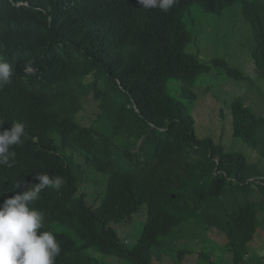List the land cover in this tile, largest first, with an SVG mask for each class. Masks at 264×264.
I'll return each instance as SVG.
<instances>
[{"label":"trees","instance_id":"trees-1","mask_svg":"<svg viewBox=\"0 0 264 264\" xmlns=\"http://www.w3.org/2000/svg\"><path fill=\"white\" fill-rule=\"evenodd\" d=\"M237 3L264 79V0H176L167 12L138 0H0V58L14 71L0 90V120L8 130L23 122L28 134L15 146L14 166H0V203L38 183L37 174L63 177L59 191L45 189L32 205L61 244L56 264H154L167 238L181 240L174 234L187 219L224 234L232 264H264L251 249L263 227L264 171L198 138L191 108L196 80L212 66L248 78L224 59L207 64L189 54L185 16L193 6L220 15ZM171 79L181 82V100L168 91ZM91 98L108 135L77 119ZM232 114L234 136L264 157V118L241 100ZM89 168L106 177L103 191L88 190ZM17 182L25 185L15 189ZM144 206V227L128 246L113 224ZM190 243L180 260L196 255ZM198 257L223 264L203 251Z\"/></svg>","mask_w":264,"mask_h":264},{"label":"rangeland","instance_id":"rangeland-1","mask_svg":"<svg viewBox=\"0 0 264 264\" xmlns=\"http://www.w3.org/2000/svg\"><path fill=\"white\" fill-rule=\"evenodd\" d=\"M185 26L193 41L187 46L189 54L197 56L202 62L211 64L214 59H224L227 66L242 73L247 80L228 75L221 67L212 66L211 70L201 74L195 83L193 91L196 100L191 104L195 121V132L198 138H211L227 152L244 154L250 162H255L264 171V157L259 151L249 148L240 137L234 136L232 103L241 100L248 105L257 116L264 118V79L259 75L253 59L255 39L250 24L243 16L239 3L229 7L222 14L216 15L193 6L184 19ZM168 91L174 98L181 100V82L171 79ZM96 103L89 99L83 112L77 118L83 124L90 125L95 131L108 135L109 122L97 117ZM88 183L92 193L103 191L106 187V177L92 168L87 169ZM93 203L94 206L98 205ZM147 206H144L132 221L113 224L119 237L128 246H133L144 227ZM261 227L252 242V255L260 256L264 250V212L261 214ZM175 232V238L183 241L166 239L165 246L155 259L154 264H205L207 260L200 259L198 253L203 251L213 262L232 264V259L226 252L227 239L224 234L209 229L193 219H187ZM169 239V240H168ZM193 243L192 249L196 255L179 259V250L184 241ZM262 257V256H261ZM107 264H130L116 258H106Z\"/></svg>","mask_w":264,"mask_h":264},{"label":"clouds","instance_id":"clouds-1","mask_svg":"<svg viewBox=\"0 0 264 264\" xmlns=\"http://www.w3.org/2000/svg\"><path fill=\"white\" fill-rule=\"evenodd\" d=\"M138 2L145 9L158 8L161 12H167L176 0ZM32 72L30 65H24L26 75ZM13 74L12 65L0 58V90L12 82ZM4 123L0 120V166L12 168L17 155L15 146L23 145L28 134L23 122L13 121L10 130L3 129ZM35 179L38 183L28 185L27 190L16 192L0 203V264H56V258L61 254V244L56 234L43 230L44 214L32 205L45 189L59 191L65 181L63 177H53L47 173L37 174ZM24 185L17 182L14 187L20 189ZM3 194L0 193V196ZM259 255L264 257V250H260Z\"/></svg>","mask_w":264,"mask_h":264},{"label":"bare ground","instance_id":"bare-ground-1","mask_svg":"<svg viewBox=\"0 0 264 264\" xmlns=\"http://www.w3.org/2000/svg\"><path fill=\"white\" fill-rule=\"evenodd\" d=\"M171 97V96H170ZM164 102V101H163ZM173 107V106H172ZM176 108V107H175Z\"/></svg>","mask_w":264,"mask_h":264}]
</instances>
